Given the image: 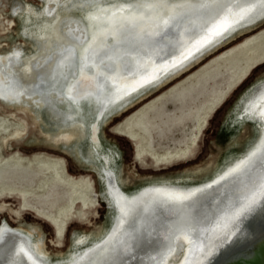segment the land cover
<instances>
[{
    "label": "bare ground",
    "instance_id": "1",
    "mask_svg": "<svg viewBox=\"0 0 264 264\" xmlns=\"http://www.w3.org/2000/svg\"><path fill=\"white\" fill-rule=\"evenodd\" d=\"M44 1L43 9L23 6L20 1L12 5L15 15L25 18V11H29L30 20L32 15L34 20L41 19V22L38 24V32L27 27L18 32L26 34L29 40L31 38L35 53L31 51L32 54H28L22 44L12 45L9 52H0V101L15 111H8L7 115L19 122L18 131H7L9 136L6 138V146L11 151L22 150L14 149L13 144L21 142L29 133L31 123L17 112L27 116L30 114L35 126L43 127L45 120L40 112L45 108L52 119L56 120L59 129L48 132L36 144L64 147L83 168L97 170L104 184L102 195L84 191L78 193V196L82 199L92 196L101 202V195L109 211L114 210V218L110 228L109 216L110 220L106 224L90 233L75 232L72 249L67 254L57 256L48 250L41 226L20 225L11 228L4 221L0 227V264H113L114 259L120 256L128 264H187L200 258V254L196 257L195 253L192 254L197 237L196 225L208 216L212 219L216 211H225L224 219H228V213L234 208L237 197L256 180L264 177V82L253 91L247 89L242 93L236 102L237 108L230 112L222 129V132H233L227 147L231 153L236 146L244 143L247 145L251 141L253 131L245 127L250 121L255 124L257 122L260 133L256 143L221 171L218 163L213 161L205 168L195 167L193 173L178 176L180 179L210 177L206 182H214L208 185L189 188L153 184L134 194H122L117 185L124 188L131 180L129 176L125 177L124 172H117L118 152L111 147L107 148V153L103 152L101 128L112 111L133 105L174 78L178 80L180 76L181 79L184 73L192 71L208 55L219 53L234 38L248 33L243 37L246 38L264 28V0H142L135 3L120 2L113 6L107 4V7L100 3L96 9L86 13L87 20L71 14L68 8L72 3L89 7L86 3L94 0ZM245 3L255 4V8L245 14L243 19L240 16L231 17L229 22L234 24V30L226 39L208 45L188 60L179 56V52L185 51V46L191 47L190 37L201 30L206 20L221 14L228 5L235 11ZM62 9H65V16L60 13ZM172 17L181 19L178 26L173 27ZM165 21L169 23L165 24ZM0 26L2 31L8 30L7 33L10 26H15L14 20L4 18L1 9ZM261 44L263 47L259 48ZM255 47L259 49L257 52H254ZM261 49H264L263 36L248 44L245 52L226 65L225 75L229 76L227 81L234 82L261 53ZM170 50L177 52L174 63L179 65L178 68L168 63H158L161 56L167 58L166 54ZM93 52L97 55L89 58ZM143 74H147L146 79L142 78ZM261 81H264V77L255 83ZM199 96L192 89L187 93L173 94L171 99L174 109L166 113L164 110L157 111V137L167 139L168 135L180 132L186 122L197 121L200 125V111L191 108L187 110L183 105L187 98L189 102H196L195 98ZM148 115L141 117L139 124L142 123L151 133L153 126L147 120ZM236 123L239 126L236 127ZM174 126L176 131L172 130ZM242 129L246 131L242 133ZM83 141L91 148L89 154L79 148ZM98 161H104L108 171L102 169ZM8 169L0 166V184L10 183L8 180L11 177L22 179L29 175L23 168ZM159 179L169 181L172 178ZM19 182L21 185L26 184L23 180ZM193 202H197L194 210L188 207ZM39 208H43L42 203ZM258 211L250 212L253 213L250 216V213L245 214L248 220L244 221V230L252 223V219L254 221L259 218L261 214L257 216ZM221 236L222 230L213 232L212 229L205 236L211 248L216 247L213 254L224 245ZM91 240V245L83 246ZM82 246L87 247L83 252ZM79 247H82L81 250ZM244 248L248 250L236 253L225 264H264V237L242 244L240 249ZM56 257L63 260L52 262Z\"/></svg>",
    "mask_w": 264,
    "mask_h": 264
},
{
    "label": "rangeland",
    "instance_id": "2",
    "mask_svg": "<svg viewBox=\"0 0 264 264\" xmlns=\"http://www.w3.org/2000/svg\"><path fill=\"white\" fill-rule=\"evenodd\" d=\"M0 1V9L3 10L4 18L15 21V26L13 28L10 26L8 33V30L2 31L0 26V37H2L0 39V52H9L12 45L22 44L28 54L35 53L31 38L29 40L26 34L21 35L18 32L25 27L38 32V24H40L41 19L34 20L31 15L32 19L30 20L29 11H25V18L24 16L19 17L15 15L16 12H12V5L20 1L23 6L30 5L35 9H43L45 1ZM139 1L142 0H94L89 4L86 3L89 7L81 3V5L72 3L68 10L72 11L71 14H76L83 20H87L86 13L96 9L100 3H104L103 5L107 7V4L113 6L120 2L135 3ZM60 13L65 16V9H62ZM246 34L248 33L228 42L219 53L208 55L192 71L184 73L185 75L181 79L180 76L178 80L174 78L168 84L149 93L133 105L123 110L112 111L111 116L101 128L102 150L107 153V148L111 147L118 152L117 172L120 174L124 172L125 177L129 176L131 180L123 188L128 194H134L153 184L192 186L206 182L211 178L188 179L185 177L186 179H180L178 176L193 173L195 167L205 168L213 161L218 163L221 171L233 160L242 157L256 143L259 129L255 123L249 122L245 127L250 132L253 131L254 137L251 141L247 145L244 143L236 146L231 153L227 147L233 132L227 131L228 134L222 132L230 112L237 108L236 102L242 93L247 89L251 92L256 86L264 82L255 83L264 77V49H261V53H258L234 82L227 81L229 76L225 75L226 65L245 52L248 44L250 45L261 36L264 37V28L262 27L252 35L243 38ZM261 46L263 47V44L259 48H262ZM258 50V47H255L254 52ZM31 51L32 53H30ZM248 55L251 57V53ZM189 89H192L195 95L200 94V96L198 99L195 98L196 102H189L190 99L187 98L183 105L187 110L191 108L200 111V125L197 121L186 122L184 128L179 130L180 132H175L174 136L168 135L167 139L161 140L157 137L156 127L159 124L156 120L159 117L157 111L164 110V113L172 111L174 104L171 96L178 92L187 93ZM0 105V166L9 168L8 170L23 168L29 173L22 179L17 176L11 177L8 180L10 183L5 180L7 184H0V205L8 206L6 212L0 213V227L4 221L11 225V228H17L20 225L24 227L41 226L45 234L47 248L54 256L67 254L72 249L75 232L90 233L102 224H106L111 217L110 228L114 218V210L109 211L106 200L101 197L104 184H102L103 181L101 182L98 171L83 168L75 156L65 150L64 147L56 148L49 144H36V141L43 139L48 132H56L59 129V126L55 124L56 120L52 119L46 109L43 108L40 115L45 120V124L43 127L35 126L30 114L27 116L17 112L20 117L26 118L31 124H29L28 135L18 144H13L14 149L20 148L22 150L11 151L6 146V138L9 136L7 131H18L19 122L7 115L9 112L15 111L5 107V103L2 101H0ZM87 112V116H89V110ZM146 115H148V122L153 126L151 133L142 123L139 124V119ZM146 124L147 122H145V126ZM234 125L239 126L238 123ZM245 129H242V133L246 131ZM172 130L176 131L177 129L174 126ZM30 139L32 140L30 141ZM79 148L84 149L86 154L91 151L90 146L85 144V141L79 144ZM98 162L102 169L107 167L104 161ZM83 163L86 164L84 160ZM161 177H171L172 179L163 181L159 179ZM20 180L25 181L26 184L21 185ZM84 191L96 195L101 194V203L99 198L95 200L92 196L86 197V199L80 198L78 193H84ZM40 203L43 204L41 209L39 208ZM15 212H18L19 216ZM92 243L91 240L83 246ZM82 247L78 249L81 250ZM60 260L63 259L56 257L51 261L57 263Z\"/></svg>",
    "mask_w": 264,
    "mask_h": 264
},
{
    "label": "water",
    "instance_id": "3",
    "mask_svg": "<svg viewBox=\"0 0 264 264\" xmlns=\"http://www.w3.org/2000/svg\"><path fill=\"white\" fill-rule=\"evenodd\" d=\"M199 54V53H198ZM251 123H254L250 121ZM258 125V123L256 122ZM258 129L260 127L258 125ZM260 133V131H259ZM247 157V156H246ZM245 157V158H246ZM239 159V158H237ZM237 159L233 160L230 164L234 163ZM105 171H108V168H105ZM106 175V174H105ZM214 180L208 181L204 184L192 185V186H180V187H200L204 185H208L213 183ZM151 185H148L144 188H148ZM119 191L124 195L128 194L123 188H120L117 185ZM143 189V188H142ZM141 190V189H140ZM264 177L259 178L256 182L240 194L237 197L236 202L234 203V208L229 212L230 217L228 219H224L226 215L225 211H221L220 213L216 211L212 219L211 216L203 218L198 225L197 234L195 239V245L192 249V254L195 253L194 257L198 254L201 255L202 259L197 258L193 261H189L187 264H225L228 262L236 253H245L248 249H240L242 244L249 243L252 239H260L264 237ZM250 210V211H249ZM252 210V211H251ZM259 210L257 216L259 218H255L254 221L252 219V223L248 226L246 230H244L245 223L244 221L248 220L245 216L246 213H250ZM215 211V210H214ZM250 213L248 216H250ZM205 216V215H204ZM243 219V221H242ZM257 219V221H255ZM251 220V218L249 219ZM241 221V224H240ZM202 223L206 225H202ZM215 232L217 230H222V236L220 238L224 239V245L219 247V250L214 254L213 252L216 250V247L211 248V244L207 243V239L205 238L206 234L209 231ZM251 246V244H249ZM87 249L84 248L81 252ZM176 252V251H175ZM191 257V256H190ZM197 260V261H196ZM200 260V261H199Z\"/></svg>",
    "mask_w": 264,
    "mask_h": 264
},
{
    "label": "snow or ice",
    "instance_id": "4",
    "mask_svg": "<svg viewBox=\"0 0 264 264\" xmlns=\"http://www.w3.org/2000/svg\"><path fill=\"white\" fill-rule=\"evenodd\" d=\"M255 8V4L252 3H245L233 11L232 6L228 5L224 9L221 14L212 17L209 20L204 22V25L201 27V30L198 33H194L190 39L192 41L191 47L185 46V51L179 52V56L183 57L184 60H188L193 58L196 53L201 52L204 48L208 45L215 44L221 40H224L228 37V34L234 30V24L230 23V19L232 16H240L241 19L244 18V15L250 13ZM173 27L178 26L181 22L179 17H172L170 18ZM169 21H165V24H168ZM238 23V21H235ZM177 45L179 44V39L176 40ZM97 53L93 52L89 54V58L91 56H95ZM107 55V54H105ZM167 58L161 56L158 63L163 65L165 63L171 64L173 68H178L179 65L174 63L175 59L177 58V52L175 50H170L167 54ZM74 66L73 65H70ZM131 71V69H129ZM147 74H143L142 78L146 79ZM196 203L193 202L189 204L188 207L192 210L196 208ZM134 230V229H133ZM134 258V257H133ZM113 264H128L127 261H124L122 256L117 257L114 259Z\"/></svg>",
    "mask_w": 264,
    "mask_h": 264
},
{
    "label": "flooded vegetation",
    "instance_id": "5",
    "mask_svg": "<svg viewBox=\"0 0 264 264\" xmlns=\"http://www.w3.org/2000/svg\"><path fill=\"white\" fill-rule=\"evenodd\" d=\"M101 203V202H100ZM1 207H5V209L4 210H0V213H4V212H6L7 211V209H8V206L7 205H4V204H2V205H0V208ZM18 216H19V213L18 212H15ZM62 231V230H61Z\"/></svg>",
    "mask_w": 264,
    "mask_h": 264
}]
</instances>
